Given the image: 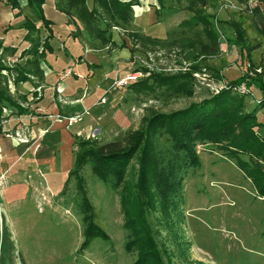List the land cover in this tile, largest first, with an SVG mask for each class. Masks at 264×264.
<instances>
[{
  "label": "rangeland",
  "instance_id": "obj_1",
  "mask_svg": "<svg viewBox=\"0 0 264 264\" xmlns=\"http://www.w3.org/2000/svg\"><path fill=\"white\" fill-rule=\"evenodd\" d=\"M253 1L248 0L247 6H254ZM155 3L158 6L162 4L163 8L164 5L176 3V1L156 0ZM181 3H176L175 6L179 8V11H175L168 19L170 21L172 18L176 19L178 21L176 25L190 16V12L183 8L185 2L181 1ZM4 5L6 4L4 3ZM243 8V5L234 0H208L203 6L204 12L209 14L213 27L220 38L219 52L212 56L195 57L191 50L181 51L174 45L134 38L128 36L126 32L121 33L119 26H111L109 28L110 36H114L113 32L115 31L118 34L117 40L113 41L114 44L116 43V48L111 49L120 50L122 47L125 48L124 44L127 43L130 46L125 55L127 58L122 62L118 61L121 60L119 58L114 59L106 75H103L102 68L90 66L88 63L85 65V70L81 73L78 72L80 76L77 83L82 86L80 91H86V96L78 106L71 107L58 115L69 117L81 114L80 120L66 127L67 131L73 134L74 139H84L87 138L86 135L90 127L96 122L101 130H106V134L101 133L96 137L97 140L118 139L125 131L138 128L141 119L148 115L150 110L168 112L181 108L191 100H197L208 92L215 93L226 88L221 76L219 77V70L226 67L228 68L224 69L223 73L227 78H236L237 74L239 76L243 68L246 67L247 76L252 77L255 74H260L259 76L263 80L264 76L261 72L264 67V40L254 33L247 17L249 11L245 12ZM23 11L28 17L35 19L32 10L24 7ZM24 13L14 17L12 12L13 18L0 24V40L4 45L17 50L13 55L2 56V61L7 66H12L14 63L22 64L26 58L18 55L21 49L27 46V42L21 39L22 34L17 31L21 29L23 32L22 28L16 27L24 18ZM228 21L244 22L246 36L243 42L245 45L252 44L255 40L261 41L260 47L250 52L252 66L247 59L240 56L239 44L226 40V37L233 38L232 29L227 24ZM172 22L171 24L162 22L161 25L154 28V31H162L165 27L164 31L167 32L176 26L175 21ZM7 26L9 28L5 30ZM144 29L148 33L153 31ZM126 31L142 33L140 27L128 28ZM39 33L41 37L45 36L44 31L40 30ZM73 41H76L74 47H64L67 52H73L72 63L75 64L76 60L80 61L83 55H86L87 59L95 60L93 53L96 52L93 48H97L96 41L82 40L81 38ZM88 45L93 47L89 48ZM97 49H100L99 51L102 53L111 51L108 46ZM78 52L79 54H76ZM45 62L44 58L43 69L46 68ZM191 65H196L198 68L191 69ZM140 68H146L148 71L143 72ZM255 68H259V71L253 72L252 75L247 74L248 71H253ZM150 70L159 74L190 72L193 78L192 96L172 97L159 93V90H156L154 94L150 91L145 93L143 92L145 87L136 93L131 86L134 85V82L146 78ZM65 71V75L71 76L68 80L77 79V76L72 73L73 71L67 70V68L60 70L57 77ZM1 74H6V71L2 70ZM126 75H130L131 78L127 79L125 83L114 84ZM104 76L105 82L100 83ZM11 78V75L6 74L8 91L16 98L17 94H21L16 91V86L21 84L20 82L14 84ZM147 81L150 82V80ZM95 83H100V86L95 87ZM24 84L26 85L23 87L26 88L28 85ZM243 84V92L239 94L245 95L247 103L252 105L260 91L255 88L249 90L244 82ZM51 90L53 93L49 95L52 94L53 97L56 92L54 89ZM44 91L43 83L35 88L32 86L25 92V101L19 104L27 113L21 115L28 117V113L42 110L35 104L41 101ZM101 97L105 98V103H100ZM110 104L114 109L116 106L122 105L124 114L120 109L115 110L114 113ZM57 105L59 106V104ZM83 110H86L87 113H82ZM1 114L0 119L7 118L9 114L20 115L9 107L3 108ZM55 115L52 118L47 116L48 120L52 119L51 122L54 123ZM104 116L106 118L102 120ZM259 116L264 117V107L261 108ZM9 126L11 128L12 125ZM62 126L50 127L51 133L49 134H44L46 131H43L38 140L39 151L38 148L34 154L32 149L18 151L16 159L20 157L21 161L13 163L9 167L8 164L6 173H0V212L19 256L16 259V264H20L19 259L22 264H130L136 253L134 250L127 251L124 248L127 231L122 227L123 218L118 202L119 191L106 188L90 173L87 165L81 170L85 193L93 206L94 220L107 234L108 240L105 241L98 236L94 237L87 247L79 250L83 236L82 225L79 216L75 214L74 203L71 199L74 181L70 178L63 193L60 194L58 192L63 187V180L59 182L61 176L47 170H55L57 167V154L59 153L57 149L62 146L59 144V147L54 149L57 141L49 138V135L55 134V130ZM63 128L65 127L63 126ZM10 132L12 134L10 133L8 136L9 139H14L19 145L26 144L30 140V137L25 138L21 131L17 135L13 134L14 131L11 129ZM160 141L163 145L166 144L163 137ZM64 145L66 146V144ZM71 147V152L74 154L75 145L73 142ZM195 150L199 154L200 166L194 169L188 167L183 170L181 188L171 198L167 212L163 213L158 208L146 212V219L150 223L163 263L264 264V204L260 197L256 196L249 180L244 178L233 164L218 159L221 158L219 156H222L220 150L201 144H197ZM39 152L42 158L49 155V159L46 161L49 165L48 168L32 164V169L27 166V169H31L29 172L33 173L36 169H42V175L36 174L37 171H35V175L23 174L25 167L21 162L28 155L37 156ZM209 159L212 160L210 164L208 163ZM9 160L7 162L10 163L11 160ZM136 170L137 158L134 156L125 168L124 183L133 184ZM33 177L38 179L34 181Z\"/></svg>",
  "mask_w": 264,
  "mask_h": 264
},
{
  "label": "trees",
  "instance_id": "obj_2",
  "mask_svg": "<svg viewBox=\"0 0 264 264\" xmlns=\"http://www.w3.org/2000/svg\"><path fill=\"white\" fill-rule=\"evenodd\" d=\"M45 1H4L13 10L14 17L23 15L25 7L33 11L35 19L24 13V18L16 25L22 28L21 39L27 42V46L18 54L19 57H26L22 64L14 63L7 66L3 63L2 56L13 55L17 50L4 45L0 40V115L2 109L7 107L18 114L27 113L19 104L25 101V94H17L14 98L9 93L6 74L11 75L14 84L30 81L34 88L44 80L42 62L45 54L52 52L49 39L53 37L51 29L53 22L44 16L41 8ZM175 1L179 4H182L181 1L185 2L183 8L190 12V16L167 31L161 39L126 31L133 19L132 6L137 3L136 0H57L55 8L76 19L86 37L96 41L97 48L115 47L109 28L119 26L127 28L124 31L128 36L174 45L181 51L191 50L195 57L217 54L220 38L209 14L203 10L208 0ZM234 1L243 5L245 12L249 11L247 16L249 25L254 33L264 40V10L255 5L247 6L248 0ZM243 23L228 21L233 38L226 37V40L239 44L240 56L247 59L252 66L250 52L260 47L261 41L255 40L252 44L245 45L243 40L246 33ZM8 28L9 26L5 30ZM40 30L44 31L45 36H40ZM79 35V29L76 27L72 36ZM88 64L99 67L98 64ZM197 68L198 66L191 65V69ZM140 69L143 72L148 71L146 68ZM2 70H5L6 74H1ZM246 71L244 67L239 76L223 81L226 88L201 95V98L191 100L181 108L168 112L150 110L148 115L143 116L138 128L125 131L118 139L73 140L75 145L73 161L63 181L62 190L58 193L62 194L68 180L73 179L71 199L75 214L79 216L82 225L83 236L79 250L87 247L94 237L108 240L107 234L94 220L93 206L85 193L81 170L86 165L90 173L106 188L119 191L122 227L127 231L124 248L127 251L134 250L136 253L130 264H164L150 223L146 219V212L157 208L163 213L167 212L171 198L181 188L183 170L200 166L199 154L195 150L197 144L220 150L224 159L249 180L256 196L260 197L264 204V134L256 130L262 126L256 120V112L264 107L261 99L264 79L260 78V74L249 77ZM261 74L264 76V67ZM241 81L249 90L255 88L260 91L258 102L250 106L245 95L234 92L231 87ZM133 84L131 87L136 93L140 92L142 87H145L143 91L145 93L150 91L154 94L159 90V93L172 97H191L193 93V78L190 72L159 74L150 70L146 78ZM162 137L166 140L165 145L160 141ZM134 156L137 158L136 178L132 185H128L124 183V172ZM18 257L13 239L0 212V264H16ZM19 261L22 264L20 259Z\"/></svg>",
  "mask_w": 264,
  "mask_h": 264
},
{
  "label": "crops",
  "instance_id": "obj_3",
  "mask_svg": "<svg viewBox=\"0 0 264 264\" xmlns=\"http://www.w3.org/2000/svg\"><path fill=\"white\" fill-rule=\"evenodd\" d=\"M4 1L5 0H0V10H2V13H0V24L3 22H8L13 18L12 17L13 11L10 9L8 5H4ZM56 1L57 0H46L45 3H43L41 6L44 16L49 18L53 22L51 25L53 37L49 39V43L52 47V52L45 54L44 58L46 61L45 62L46 68L44 69V80L40 83V84L44 83L45 91L43 92V97L41 101L36 102L35 104L36 107L39 106L40 107L39 109H42V110H34L31 113H28V117H26L25 115H21V114L20 115L6 114L8 115L7 118L0 119V122H1V126H0V151H1L0 173L1 174L4 172L6 173L8 164H9L8 165L9 167L13 163H17L18 161L19 162L21 161L20 157L16 159L18 151H21L22 149H26L29 151L30 149H32L33 154L35 153L37 148L39 151L38 140L40 139L39 137L42 136L43 131H46L44 132V134L45 133L49 134L51 133L50 127H53L54 125L55 126L64 125L61 122L56 123V121L52 123L51 122L52 119L48 120L47 116L52 118L55 114H61V112L63 111L65 112L67 109H70L71 107H76L82 102V100L86 96V91H83V92L80 91L81 89L80 87L82 86L78 84L77 82H78V77L80 76L79 73H81L83 70L86 69V66H85L86 63L98 64L99 67L103 69V75H106L108 73L107 70L108 68L111 67V63L114 59L119 58L121 60H118V61L122 62L124 61V59L127 58L125 57V55L128 53L129 51L128 48L130 46L127 43H125L126 44V45L124 44V46H126L125 48L122 47L120 50L111 49L110 53H102L99 51L100 49L93 48L96 52L95 54L93 53L95 60L87 59L86 55H83V58H81L80 61L76 60L75 64L72 63L71 60H73V56H74L73 52L72 53L67 52V50L64 49V47L65 48L67 46L74 47V45H76V41L74 42L73 40H77V38H81L82 40L84 39L88 40V38L82 31L81 25L76 19L64 14L61 11H58L55 8ZM136 2L137 3L132 6L133 19L129 27L130 29L131 28L136 29L140 27V31L142 32L141 34L145 36H149L151 38H164L165 32H166L164 31L165 27L162 31L158 30L156 32L154 31V28L157 27L158 25H161L162 22H170L171 24V21H173L172 23H174L175 21V25L178 22L176 19L173 20V18L171 19V21L168 20L169 17H171L175 13V11H179V8L175 6L176 5L175 3L164 5V7L162 8L163 5L161 4L160 6H158L155 3L156 0H136ZM252 3L255 6L259 7L260 10H264V0H254ZM157 14H158V17H157ZM76 27H78L80 35L77 37H73L72 33L75 31ZM144 28L152 29L153 31L152 33H148V32H145L146 29ZM120 30H121L120 31L121 33L125 32L122 28H120ZM17 31H20L19 33L22 34L21 29ZM113 33H114V36L112 35L110 36L112 41L117 40V37H118V34L116 31ZM58 45L60 46V48H58L59 47ZM88 46L89 48L93 47L91 45H88ZM76 54H79V52ZM49 56H51L52 58L49 59L48 58ZM65 68H67V70L73 71L72 73L77 76V79L72 78L71 80H68L69 78H71V76L65 75L66 71L63 74H61L59 77H57L60 74L59 73L60 70H64ZM224 69L219 70L222 80L228 81L230 79H233V77L227 78L224 75L223 73ZM48 78H50V80H48ZM57 79L59 80L57 81ZM105 79L106 78L104 76V78L100 81V83H104ZM24 83H27L28 85L26 88L23 87V85H26ZM100 83L99 84L95 83V87L100 86ZM20 84H21L20 86H16V91L18 93L25 94V98H26L25 92L31 89L32 84L30 81H25L23 83L20 82ZM18 87H22V88H18ZM50 89L55 90L56 92L55 96L52 97V94L51 96L49 95L50 93H53L52 90L50 91ZM101 98H104V97H101ZM105 101L106 100L104 98V101L100 103H105ZM57 104H59V106ZM109 106L112 108V111L114 113H115V110L117 111L118 109H120L122 111V114H124L122 105L116 106L115 109L113 108L111 104ZM260 111L256 112V120L260 122L262 126L257 127L256 130L264 134V117L259 116ZM102 114H106V113H102ZM104 118H106V116H104L102 120ZM10 124L12 125L11 128L9 126ZM93 126L98 127L99 135L101 133L106 134V130H101L100 126L96 122H94V124L91 127ZM10 129L14 131L13 134L15 135L19 134L21 131L23 136H25V138L27 136L30 137V140L26 144L19 145L18 143L15 142L14 139L12 140L9 139L8 136L11 133ZM49 136H50L49 138L55 139L57 141L56 144L54 145V149L59 147V144L62 146L59 149H57V151L59 152L57 154V157H58V162L56 165L57 167L55 168V170L54 169L52 170L47 169V170L49 172H52V174L54 172L58 173V175L61 176V179L59 182H62V180L63 181L65 180L64 178H66L67 171L71 167V164L73 161V154L71 152V148H72L71 146L74 140V136L73 134L68 132L66 128H63V126L59 128L58 130H55V134L49 135ZM107 140H112V138H108ZM63 144H66V146L68 144V146L67 147L65 145L63 146ZM33 154L28 155L26 159L23 162H21L23 167H25L24 168L25 171L23 172V174L31 173L29 171L32 169V164H36L39 167L47 166L48 168L49 165L46 163V161L47 159H49V155L45 156V158H42L40 155L41 154L40 152L37 156L35 155L33 156ZM219 157L222 158V159L218 158L221 161H226L222 156H219ZM8 160L10 161V163L7 162ZM211 161L212 160L209 159L208 163L210 164ZM27 166L28 168L30 167L31 169H27ZM33 168H35V165H33ZM35 171H37L36 174L42 175L41 173L42 169H36ZM35 171H33V173L31 174L35 175ZM45 176H42V177H45ZM33 179L35 181L38 178L33 177ZM45 179L50 181L47 178Z\"/></svg>",
  "mask_w": 264,
  "mask_h": 264
},
{
  "label": "built area",
  "instance_id": "obj_4",
  "mask_svg": "<svg viewBox=\"0 0 264 264\" xmlns=\"http://www.w3.org/2000/svg\"><path fill=\"white\" fill-rule=\"evenodd\" d=\"M220 1H221V0H220ZM226 1H229V0H226ZM258 71H259V68H255V69H253V71H248L247 74H248V75H252L253 72H258ZM130 78H131L130 75H126V76H124L123 78H120L118 81L114 82V84H120V82H121V83H125V81H126L127 79H130ZM223 85H224V84H223ZM224 87H225V85H224ZM243 88H244V84H243V82H241L239 85L237 84V85L234 86L232 89H233L234 91L240 93V92H243V91H242ZM258 99H259V98L255 99V102H258ZM261 99H262V101L264 102V94H262ZM103 101H104V98H101V99H100V102H103ZM82 113L85 114V113H87V111H86V110H83ZM58 115H59V114H56V115H55V121H56V122H61V123H63V124H64L63 126H64L65 128L68 127V126H70L71 124L77 122V121L80 120V118H81V117H80L81 114H79L78 116H69V117H63V116H61V115H60V116H58ZM0 126H1V122H0ZM98 135H99L98 127L93 126V127H91V128L89 129V131H88L86 137H87V138L96 139V137H97Z\"/></svg>",
  "mask_w": 264,
  "mask_h": 264
}]
</instances>
